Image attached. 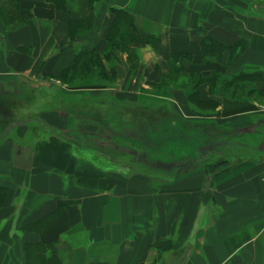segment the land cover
Segmentation results:
<instances>
[{
	"label": "crops",
	"instance_id": "crops-1",
	"mask_svg": "<svg viewBox=\"0 0 264 264\" xmlns=\"http://www.w3.org/2000/svg\"><path fill=\"white\" fill-rule=\"evenodd\" d=\"M18 5L23 23L0 35V75L64 94L51 100L57 108L34 115L35 123L0 136V264H264V0ZM113 9L131 17L139 42L123 41L142 57L135 70L125 66L126 52L108 46ZM91 56L116 75L114 84L70 83L72 70L85 69ZM174 65L184 78L162 102L184 121L233 127L226 131L243 139L240 158L222 153L223 161L159 174L126 172L123 160L79 152L76 134L91 121L87 104L110 105L116 122L122 108L137 111L156 99L162 92L151 88ZM115 122L100 131H119ZM96 141L86 136L79 144Z\"/></svg>",
	"mask_w": 264,
	"mask_h": 264
},
{
	"label": "rangeland",
	"instance_id": "rangeland-1",
	"mask_svg": "<svg viewBox=\"0 0 264 264\" xmlns=\"http://www.w3.org/2000/svg\"><path fill=\"white\" fill-rule=\"evenodd\" d=\"M18 2L19 0H0V35H2L4 31L12 30V29L19 27L23 23L22 18L19 16ZM108 46L113 50L127 53L128 57H127V61H126L127 63L125 64V66H128L129 71L137 69L139 65L142 63L141 55H139L137 51L135 50L133 51L129 49L125 41H122L119 39L112 40L110 41V44ZM111 59H112V54H108L106 56V61L108 62ZM102 62L103 61H101V59H99L98 56H91L90 58H88L87 62L85 63V67H84L85 69H79L77 71L72 70V74H70L71 75L70 83L76 84V85L84 84V83L88 84V82H92L94 80L96 83H98L97 86L99 87H108L114 84L117 81L116 75L112 73L111 77L107 76L106 74L107 69L106 67H104V63ZM75 67H76V64H75ZM98 69L100 70L98 71ZM183 78L184 76L182 74L181 69H177L174 65L173 68L169 70V73L165 76V78H163L160 81L159 85L151 88V91L153 88H155L157 91H159V93L161 92L162 93L155 94L156 99L154 100L148 99L147 101L148 103L143 104V106H147V108L152 109L153 107H157L160 104H162L163 102L160 97L162 95H165V93L172 92L174 88H177L176 82ZM10 79H14V77L0 75V136H3L2 134L4 133H8V132L11 133V127L20 125V123L24 125L28 124V126H30L31 123H29V121L32 122L35 118L34 115L39 114L40 110L44 111L46 109V111H48L49 109L57 108V105L59 104H55L51 100L57 99L60 96V94H64L62 93L61 88L55 87V86L53 87L52 85L39 87V86H34L31 83L28 84L26 83V81H22V82L18 81L21 84L14 85V84H11L12 82H9ZM173 83H175V85H173ZM93 85L94 84H90L88 87H90L91 89L93 88ZM67 87L75 88L72 85H67ZM182 87L184 88L183 90L191 88L189 86H182ZM229 92L230 93H228L227 90H223L224 95H228V94L233 95L232 90H230ZM72 93L75 96L78 94V92H72ZM242 95L243 94L241 93V91H238V93H236L233 96L241 97ZM68 99H71V98H68ZM87 105H89L88 107H89V110L91 111L90 112L91 121H90L89 129L83 128L82 131H84V133L76 134V138L79 140L77 141V147L81 149L79 152L83 154L89 153L88 155L92 159L101 157V154L103 153L106 156L112 157L114 159L123 160L121 161L123 162L121 165H122L123 170H125L126 172H132L133 170L134 171L136 170L154 171L155 170V172L160 174V173H164L166 169L172 170V169H176L177 167L180 169H183L186 166V162H183V161L181 162L178 160L172 161L174 165L169 164V160H166L163 157H161L160 154H157V153H160L161 148L156 149L155 146H153V148L151 147L148 151L144 150L142 152H139L138 149L134 147L133 149H131L132 151H130V150L125 149L124 147H118L112 144H106V145L100 144L102 142V139H104V136L103 134H101L102 131H100L99 126H102L103 123L98 122L95 118H92V117L96 116L97 114L94 112L96 110H99L98 112L100 113L101 117L103 116V120L112 121L109 124L110 126V125H113V120L110 117H107V115L109 114L113 115L112 114L113 112L110 113L113 110H111L112 107H109L110 105L108 104L99 105L95 103V101ZM74 106L81 108L80 104H75ZM86 106L85 105L83 106L84 110H86ZM75 107L74 109H76ZM197 107L199 108L201 113H204V114H208L214 111L213 108L209 109V108H203L200 106H197ZM166 108L169 109L170 112L174 110L172 105H169L168 107L166 106ZM92 112L94 113V116ZM175 113L177 112L175 111ZM154 117H156V115H154ZM49 118H52V117H49ZM185 120L187 121L186 124H184V126H186V131L188 130V127L192 129L193 131L194 130L193 126L209 127L211 131H214L213 134H208L205 131H203L202 133H193V132L186 133L185 139L183 141L179 140L178 144H174L176 146L186 147L185 152L189 151L188 149L190 147L197 148L196 146H198L199 148H201L200 149V153H201L200 161L204 158L201 164H204V163L207 164L209 162L208 159H211V161H213V158H216V157H218L220 161H223L224 158L220 156L222 153H231V154L233 153L232 155L231 154L230 155L231 156L234 155V157L242 156L241 153L243 152H242L241 142L243 139L239 135L234 136L232 134L230 135V133L226 134V132L228 130L230 131L231 129H233V127L226 126L224 124H219V123L216 124L212 121H206V122L201 121V124H198L196 121H193V120H188V119H185ZM33 122L35 123V121ZM62 125H65V120H63ZM148 127L151 128L150 133L154 131L153 134L150 135V134L144 133L142 138L147 137V136H149V139L151 138L152 140L154 139L157 140V139L162 138L163 136L161 133L162 127H161V123L158 121V118H154L152 123ZM201 129H204V128H201ZM87 130H89L88 134H87L88 132ZM223 130H225V133L223 132ZM135 132L136 131H133V136H132L134 137L133 140L135 141L136 144L141 143V139L139 140L141 136H139ZM223 133L225 135H223ZM86 136H90V139H94V138L99 139L101 140V142L96 141V143H99V144H96V143L91 144V146L89 147L90 149L85 148V146L82 145L84 146L83 148L79 144V142H82L84 140V142H82L84 144ZM222 136H223L224 141L228 138H229V141L232 140L233 142H230V143L234 144L235 148L233 147V149L228 150L232 146H230L229 144L226 146L225 145L226 143L224 142L220 143L218 138L219 137L222 138ZM109 137L111 136L107 135V138ZM214 137H218L217 138L218 141L212 147V149H209L208 147L209 145L207 146L208 141ZM197 140L199 141V143H196ZM226 147H228V149H226ZM215 152L217 154H214ZM162 153H167V151H163ZM176 162H178V164H176Z\"/></svg>",
	"mask_w": 264,
	"mask_h": 264
},
{
	"label": "trees",
	"instance_id": "trees-1",
	"mask_svg": "<svg viewBox=\"0 0 264 264\" xmlns=\"http://www.w3.org/2000/svg\"><path fill=\"white\" fill-rule=\"evenodd\" d=\"M113 12H115V24L113 26V30L111 31L109 41L118 40V39L122 41L129 40L130 38L129 36H132V40L134 39L135 42H139V40L134 37V34L131 31L132 29L131 17H129L128 14H126L124 11L120 9H113ZM141 41H149V40L142 39ZM1 43L2 42L0 41V44ZM203 51H204V47H203ZM73 68H75L74 65L71 66V68L67 69L66 71L70 72ZM166 106L168 107L169 105L167 103H162L157 107H153L152 109L147 108V106L136 107L137 111H135L134 110L135 108L133 107L122 108L123 112L121 117L118 120L114 119L116 120V122L113 121V125H110V128L113 127L115 122L116 128H118V126L120 127L119 131H113L111 129L110 131L102 132L101 134H103L104 136V139H102V141L112 142L115 145L119 147H124L125 149L130 151H132L131 149H133V147L138 149L139 152H142L144 150L148 151L151 147L153 148V146H155L156 149L161 148L160 153L157 154H160L161 157H163L166 160H169V164H173L172 161L178 160L181 162L182 161L186 162L185 167H187L200 162L201 148H199L198 146H196L197 148L190 147L188 149L189 151L185 152L186 147H180L174 144H178L179 140L183 141L185 139L186 133H190V132L202 133L203 131H205L208 134H213L214 131H211L209 127H202V126H195V127L193 126L194 127L193 131L188 127V130L186 131V126H184V124H186L187 121H184L182 120V118H179L176 115V113H173L172 111L170 112V110L167 109ZM124 109H131V112H128L127 110ZM94 113H96L97 115L94 116ZM94 113H93L94 117L92 118H95L98 122H102L103 124H105L104 128L109 130L110 129L109 124L112 121L103 120V116L101 117V115H98L97 110ZM154 115H156V117H154ZM107 117H110L113 120L112 115L109 114L107 115ZM154 118H158V121L161 123V127H162L161 133L163 135L162 138L161 139L156 138L157 140L155 139L152 140L151 138L149 139V136L142 138L144 133L150 135L153 134L154 131L150 133L151 128H149L148 126L152 123ZM200 127L204 129H201ZM133 131H136L135 133L141 136V138H139V140L141 139V143H137V144L135 143V141L133 140L134 137H132ZM223 132L225 133V130H223ZM224 133L223 135H225ZM107 135H110L111 137L107 138ZM217 138L218 137H214L208 141L207 146L209 145L208 146L209 149H212V147L216 144L218 140L220 141V143L221 142L227 143L229 141V138L224 141L223 136L222 138L219 137L218 140ZM196 143H199V141L197 140ZM163 151H167V153H162ZM214 154L217 153L215 152ZM235 158H240V157H235ZM203 160L204 158L201 160V162ZM176 164H178V162H176ZM177 169L180 168L177 167L176 170ZM42 264H58V263L56 260L53 259L51 262L44 261Z\"/></svg>",
	"mask_w": 264,
	"mask_h": 264
},
{
	"label": "built area",
	"instance_id": "built-area-1",
	"mask_svg": "<svg viewBox=\"0 0 264 264\" xmlns=\"http://www.w3.org/2000/svg\"><path fill=\"white\" fill-rule=\"evenodd\" d=\"M263 180H264V176H263Z\"/></svg>",
	"mask_w": 264,
	"mask_h": 264
}]
</instances>
